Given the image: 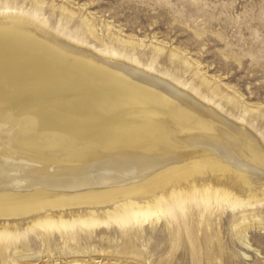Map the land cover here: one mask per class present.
<instances>
[{
	"label": "bare ground",
	"instance_id": "obj_1",
	"mask_svg": "<svg viewBox=\"0 0 264 264\" xmlns=\"http://www.w3.org/2000/svg\"><path fill=\"white\" fill-rule=\"evenodd\" d=\"M67 41L23 19L0 20V77L23 81L0 102V264H51L58 255L106 264L105 251L88 246L101 233L120 239L121 256L140 255L148 234L212 244L216 213L264 194V145L122 55L97 57ZM56 68L69 70L66 83ZM72 74L104 93L61 94L77 88Z\"/></svg>",
	"mask_w": 264,
	"mask_h": 264
},
{
	"label": "rangeland",
	"instance_id": "obj_2",
	"mask_svg": "<svg viewBox=\"0 0 264 264\" xmlns=\"http://www.w3.org/2000/svg\"><path fill=\"white\" fill-rule=\"evenodd\" d=\"M41 1L38 5L35 0H0V20L23 19L69 43L96 50L97 57L116 52L122 55L120 62L135 64L178 87L264 145V0ZM88 25L97 29L98 39ZM55 71L59 85L66 83L69 70ZM71 77L77 88L61 94L104 93L106 86L96 92L83 77ZM18 83L23 81L0 77V102L16 94ZM215 89L221 97L212 95ZM221 202L218 196L210 203ZM241 202L213 216L212 244L190 242L188 237L151 239L148 234L138 242L140 255L121 256L116 253L120 239L101 233L88 246L98 257L105 253L106 264H158L160 257L163 264H264V194L253 206ZM159 247L166 248L162 256ZM51 262L69 264L62 255Z\"/></svg>",
	"mask_w": 264,
	"mask_h": 264
}]
</instances>
